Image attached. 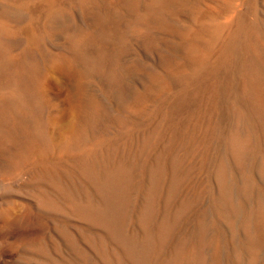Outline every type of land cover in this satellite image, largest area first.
<instances>
[{
    "label": "rangeland",
    "instance_id": "374dc122",
    "mask_svg": "<svg viewBox=\"0 0 264 264\" xmlns=\"http://www.w3.org/2000/svg\"><path fill=\"white\" fill-rule=\"evenodd\" d=\"M262 1L0 0V264H264Z\"/></svg>",
    "mask_w": 264,
    "mask_h": 264
},
{
    "label": "bare ground",
    "instance_id": "6f19581e",
    "mask_svg": "<svg viewBox=\"0 0 264 264\" xmlns=\"http://www.w3.org/2000/svg\"><path fill=\"white\" fill-rule=\"evenodd\" d=\"M241 1H243V0H241ZM262 3L264 5V0L262 1ZM175 7H179V8H182V9H189V8H191L190 0H152V14L153 15L162 14L163 12L168 11L169 9H172V8H175ZM261 20H262V22H264V19H261ZM263 27H264V25H263ZM202 36H204V35H202ZM260 38L258 36L254 35V37L252 38V44H253L254 48L256 49V51H259V53L262 54L261 45H260V43H261L260 42Z\"/></svg>",
    "mask_w": 264,
    "mask_h": 264
}]
</instances>
